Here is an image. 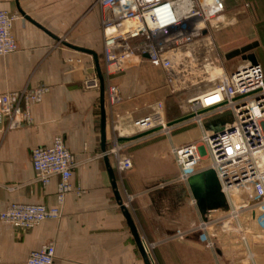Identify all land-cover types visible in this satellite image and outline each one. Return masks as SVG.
I'll list each match as a JSON object with an SVG mask.
<instances>
[{"label": "crops", "instance_id": "crops-1", "mask_svg": "<svg viewBox=\"0 0 264 264\" xmlns=\"http://www.w3.org/2000/svg\"><path fill=\"white\" fill-rule=\"evenodd\" d=\"M97 1L0 0L1 11L24 15L13 25L19 50L0 57V95L40 85L50 88L42 103L32 107L31 125L10 131L0 126V213L12 204L56 205L59 179L54 177L49 185L37 181L31 153L36 147L51 146L58 136L75 159L71 184L84 192L66 195L60 219L45 220L30 230H17L0 220V264H27L33 251L50 242L55 243L59 264H145L116 199L106 159L152 264H264L258 211L243 212L239 221L243 233L224 229L228 201L216 174L200 164L189 181L180 179L172 149L191 143L179 133L186 126L171 136L151 133L133 139L140 134L127 132L164 99L166 78L160 68L143 62L107 80L102 9ZM224 3L234 22L213 34L220 53L226 54L224 47L230 52L256 41L264 45V0ZM90 52L96 54L103 75L105 142L101 91L85 86L87 79H99ZM108 83L120 89L117 104L107 99ZM165 118L169 123L178 120H168L166 109ZM118 156L130 158L133 167L120 171ZM9 186L16 189L9 191ZM207 212L219 224L215 251L195 231ZM180 231L187 233L184 239L174 237Z\"/></svg>", "mask_w": 264, "mask_h": 264}, {"label": "built area", "instance_id": "built-area-1", "mask_svg": "<svg viewBox=\"0 0 264 264\" xmlns=\"http://www.w3.org/2000/svg\"><path fill=\"white\" fill-rule=\"evenodd\" d=\"M97 4L102 9L107 80L148 62L164 72L170 96H185L181 106L184 117L177 122L170 124L166 120L164 102L157 101L150 114L135 121L127 132L153 131L152 134L171 136L189 122L197 124L201 139L172 149L180 179L189 181L201 162L208 159L207 167L216 174L228 201L229 220L224 229L243 233L239 222L243 212L258 211L255 219L264 233V70L258 60L256 64L242 60L225 66L213 36L234 22L226 14L224 0H98ZM20 17L18 12L0 10V57L19 50L13 25ZM85 86L100 89V80L94 76L86 80ZM49 92V87L40 85L0 95V126L10 131L31 125L32 107L42 103ZM107 99L111 104L121 101L118 86L108 83ZM207 121H216V125L209 129ZM31 161L36 180L43 185H49L54 177L59 179L57 203L50 208L12 204L0 213L2 222L21 231L45 220L60 219L66 195L84 193L71 184L75 159L62 137H55L49 147L34 148ZM117 167L128 171L133 163L130 158L118 156ZM15 189L16 186L8 187L9 191ZM232 222L236 223L234 227ZM218 225L207 212L195 229L200 241L212 251ZM186 235L180 231L174 237L184 239ZM242 241L252 260L247 238L243 236ZM27 264H59L55 243L33 251Z\"/></svg>", "mask_w": 264, "mask_h": 264}, {"label": "water", "instance_id": "water-1", "mask_svg": "<svg viewBox=\"0 0 264 264\" xmlns=\"http://www.w3.org/2000/svg\"><path fill=\"white\" fill-rule=\"evenodd\" d=\"M21 15H23L21 13ZM24 16V15H23ZM259 42H254V43H251V44H248L246 46H243L241 48H238V49H235V50H232L228 53H226L224 55V58L226 61H231L232 59H235V58H241L242 60L244 61H249V62H252L254 64L257 63V57L256 55L253 53L254 49H256L258 46H259ZM96 59V63H97V70H98V75H99V79H100V83H101V86H100V91H101V110H102V139L103 141L105 142V129H106V117H105V110H104V103H105V87H104V82H103V75H102V71H101V68L98 64V60H97V56L94 52H90ZM177 122V121H175ZM175 122H172L170 124H173ZM221 132H223V129L220 130ZM153 131H150V132H147V133H143V134H140L136 137H134L133 139H137V138H141L145 135H148V134H151ZM129 140V139H128ZM106 162H107V166H108V171H109V175H110V178L112 179V185H113V188L115 190V196H116V199L119 203V205L121 206V209L123 211V214L125 215V218L127 219V222H128V225L130 226L131 230H132V233L135 237V240L137 242V245L139 247V250L142 254V257H143V260L145 262V264H152L151 263V260L149 258V255L146 251V248L144 246V244L142 243L140 237H139V234L137 232V229L134 225V222L132 220V217L128 211V209L125 207V205L123 204L122 202V199L120 197V194L117 190V185H116V182H115V176H114V170L113 168L110 166V163H109V160L106 159Z\"/></svg>", "mask_w": 264, "mask_h": 264}, {"label": "rangeland", "instance_id": "rangeland-1", "mask_svg": "<svg viewBox=\"0 0 264 264\" xmlns=\"http://www.w3.org/2000/svg\"><path fill=\"white\" fill-rule=\"evenodd\" d=\"M254 38H258V37H253V39ZM261 38L264 39V37H261ZM222 50H223V52H226V53L229 52L228 48H225V47ZM253 53L256 55L258 62H260V64L263 67V70H264V45H261V46L257 47L256 49H254ZM241 62H242L241 58H235V59H232L231 61H226L225 66L228 68L230 66L237 65ZM184 98H185L184 95L170 96V94L167 93L164 96V99L162 98V99L158 100V101L164 102L165 109H166V116H167L168 120L174 119V118H177L179 120V119L184 117L182 109H181ZM151 111H152V109H151ZM228 120H230V119H228ZM221 121L218 120V122H221ZM215 122L216 121H207L206 126L209 129H212L214 127V125H216ZM217 124H219V123H217ZM185 126L187 128L185 130L180 131L179 133H181L186 139L191 140V143L198 142L202 137V131H201L200 127L193 122H189ZM202 154L205 155V152L203 149H202ZM209 163H210V161L207 159V160H203L201 162V165L202 166H208Z\"/></svg>", "mask_w": 264, "mask_h": 264}]
</instances>
